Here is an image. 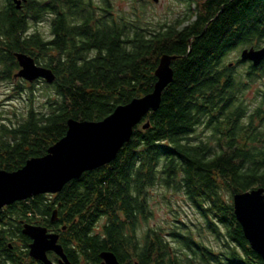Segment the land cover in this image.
I'll return each mask as SVG.
<instances>
[{"label":"trees","instance_id":"1","mask_svg":"<svg viewBox=\"0 0 264 264\" xmlns=\"http://www.w3.org/2000/svg\"><path fill=\"white\" fill-rule=\"evenodd\" d=\"M183 1L188 7L200 1L204 11L154 28L132 13L112 14L111 0L99 16L90 3L72 10L59 4L55 10L63 13L52 19L48 35L27 33L30 21L41 17L0 8V80L15 79L16 52L56 76L52 84L42 81L52 92L45 104L34 106L29 90L20 118L0 113V169L17 170L46 154L66 134L68 119L101 120L152 91L159 58L176 56L159 108L143 119L149 127L136 125L113 161L58 193L0 211V264H43L29 256L25 222L58 231L73 264H100L102 251L121 264H263L235 218L232 197L264 187V96L254 109L243 98L258 71L264 74V62L256 68L239 59L240 72L226 58L264 45V0ZM156 189L180 193L199 222L175 218L167 231L143 230ZM204 230L218 250L197 238Z\"/></svg>","mask_w":264,"mask_h":264},{"label":"water","instance_id":"2","mask_svg":"<svg viewBox=\"0 0 264 264\" xmlns=\"http://www.w3.org/2000/svg\"><path fill=\"white\" fill-rule=\"evenodd\" d=\"M15 3L20 5L19 0H15ZM15 57L19 64V69L13 75L15 79L28 83L42 80L47 84L55 81L52 69L37 64L33 57L20 52H16ZM175 58L168 54L159 58L154 72L157 79L152 91L116 106L112 113L101 120L68 119L66 134L51 145L46 154L29 158L17 170L0 169V211L16 201L40 194L58 193L85 172L113 161L123 145L131 139L136 125L149 127L148 121L142 123L143 119L159 108L164 89L173 81L171 62ZM240 60L250 62L254 67L260 66L264 61V45L243 48ZM232 203L235 218L246 240L264 264V187L235 193ZM51 219H56V211ZM21 231L31 240L28 245L30 257L43 264H56L48 257L51 251L59 257L58 264H73L58 242V232L49 231L41 224L27 222L22 223ZM100 258V264H121L111 251H102Z\"/></svg>","mask_w":264,"mask_h":264},{"label":"rangeland","instance_id":"3","mask_svg":"<svg viewBox=\"0 0 264 264\" xmlns=\"http://www.w3.org/2000/svg\"><path fill=\"white\" fill-rule=\"evenodd\" d=\"M145 9L141 5V0H111V7L115 13H132L134 10L137 12L138 21L141 25L156 27L165 22L176 20L179 15L184 14L187 10V4L182 0H158L153 2L147 0ZM143 2V1H142ZM200 2V1H199ZM198 9L200 12L204 11L202 3H199ZM193 8V5H191ZM30 26L32 30H37L44 35L50 32V21L45 19L41 22L31 21ZM243 48L231 51L226 58L228 63H235L240 59V53ZM245 66L240 65L237 71L244 70ZM261 71V70H260ZM258 71V75L254 82L250 85L249 89L243 94L245 102L254 109L262 100L264 96V74ZM18 83H23L20 79L0 80V113L2 118L9 117L13 121L20 118L27 110L30 100L34 106L40 107L48 101V96L52 94L51 90L44 88L42 81L36 82L32 88L27 82L25 85L26 90L22 93L16 89ZM31 88V89H30ZM32 91V98L30 99L27 91ZM263 123V122H262ZM264 124V123H263ZM150 208L153 211V216L141 225L142 229L163 227L166 231L169 229L168 224L175 220H183L191 223V221L199 222V217L184 200L180 193L168 191L163 193L161 190H153L152 197L149 201ZM101 224V223H100ZM202 242L214 250H218L220 245L215 240L214 236L204 230L202 236H197Z\"/></svg>","mask_w":264,"mask_h":264},{"label":"flooded vegetation","instance_id":"4","mask_svg":"<svg viewBox=\"0 0 264 264\" xmlns=\"http://www.w3.org/2000/svg\"><path fill=\"white\" fill-rule=\"evenodd\" d=\"M20 1V5L17 6L15 3V0H0V8H7L8 6L14 8L17 12L22 13L23 16H39L41 17V21L48 19L50 22H52V19L55 18L56 16L61 15L63 12L60 11L58 12L57 10L60 9L58 6L60 4L61 6L66 5L68 7L69 10H72L73 8H83L86 5H88V3H90V8L91 10H94L95 15L99 16V15H103L104 13V9H105V0H19ZM110 1V0H109ZM143 1V2H142ZM153 2H158V0H152ZM183 1V0H182ZM111 3V2H110ZM147 3H149L147 0H141V5L144 7H146ZM184 4V1H183ZM112 5V3H111ZM193 8L190 6H187V10L185 11V13L182 15L178 16L179 18H184L186 16L187 13L189 12H198L199 9V5L197 4H192ZM57 8V10H55ZM111 13L112 14H116L114 10H112L111 7ZM130 13V12H129ZM120 14V13H117ZM132 15H137V12L134 10V12H132ZM196 16L193 17V19H195ZM38 21V22H41ZM31 23V21H30ZM185 24H182L180 26L183 27ZM34 30H32V27L29 24V28H28V34L33 33ZM264 62V61H263ZM234 63H232L233 65ZM230 63V66H232ZM256 68H260V66L256 67ZM23 80V79H22ZM25 81V80H24ZM42 81V80H39ZM49 230V229H48ZM52 231V230H49ZM53 232H58V231H53ZM58 242L61 244L60 242V237ZM62 245V244H61ZM64 249V248H63ZM48 257L56 264H58V260L59 257L54 253V252H48ZM102 262V259H101Z\"/></svg>","mask_w":264,"mask_h":264}]
</instances>
